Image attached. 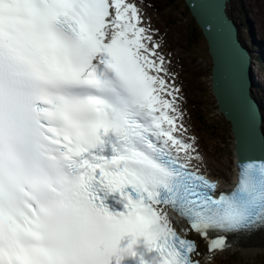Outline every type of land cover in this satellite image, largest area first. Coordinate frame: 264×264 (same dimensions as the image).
<instances>
[{"label": "snow or ice", "instance_id": "snow-or-ice-1", "mask_svg": "<svg viewBox=\"0 0 264 264\" xmlns=\"http://www.w3.org/2000/svg\"><path fill=\"white\" fill-rule=\"evenodd\" d=\"M144 4L0 0V264H212L264 232V135L225 109L238 176L218 191Z\"/></svg>", "mask_w": 264, "mask_h": 264}, {"label": "rangeland", "instance_id": "rangeland-1", "mask_svg": "<svg viewBox=\"0 0 264 264\" xmlns=\"http://www.w3.org/2000/svg\"><path fill=\"white\" fill-rule=\"evenodd\" d=\"M157 1L154 4L147 2L146 7L151 10L152 21H155L156 27L153 28L158 30L156 39L162 40V50L166 58L171 61V71L176 74V82L182 88L183 108L186 113L184 123L189 129L188 135H194L197 138L199 151L203 156V163L200 166L208 176L218 178L222 183L229 179L231 181L233 137L229 123L224 118V121L219 123L218 118L221 119V117L211 110L208 120L205 118L206 114L203 116L205 126L213 127L218 124L220 125L219 130L215 131L214 135H210L204 131L201 125V113L205 109L216 107L213 105L214 99L210 89V59L202 57L208 52L205 41L202 37L197 41L195 47L190 42L187 31L194 23L183 0L177 1V5L170 1L168 3H164L163 0ZM170 3L171 5H169ZM247 11L249 18L253 21L252 25L249 22L252 33H250L248 25L247 27L245 25L248 18ZM253 12L258 17L253 15ZM228 14L236 23L238 22L243 40L248 45L254 41H264V0H232L228 5ZM259 66L260 64L254 74L257 80L255 88L257 96L261 101L263 100L260 105L264 107V83L262 82L264 70ZM237 253L240 256H230L229 259L217 258L212 264H264V248L253 251L241 249L239 252H235V254Z\"/></svg>", "mask_w": 264, "mask_h": 264}, {"label": "water", "instance_id": "water-1", "mask_svg": "<svg viewBox=\"0 0 264 264\" xmlns=\"http://www.w3.org/2000/svg\"><path fill=\"white\" fill-rule=\"evenodd\" d=\"M230 0H191L192 4L198 5L202 10L200 20L193 16L189 0H184L189 12L204 35L208 52L213 61L212 67V91L219 107L223 113L227 108L235 119L243 126L246 123L247 113L250 110L254 117L256 131L264 135L256 100L251 97V70L249 56L238 42V26L228 14V3ZM225 116V115H224ZM231 124L233 135L232 149L238 160L236 147L235 126L226 116ZM254 157L264 158V152L255 151L246 153Z\"/></svg>", "mask_w": 264, "mask_h": 264}, {"label": "bare ground", "instance_id": "bare-ground-1", "mask_svg": "<svg viewBox=\"0 0 264 264\" xmlns=\"http://www.w3.org/2000/svg\"><path fill=\"white\" fill-rule=\"evenodd\" d=\"M231 1L232 0L229 1L228 5L231 3ZM239 33L242 34L241 31H239ZM209 80H210V89L212 91L210 75H209ZM234 178H235V176H234ZM229 180H227V182L225 181L224 183H222L220 181L221 186L224 187V186H227L229 184L232 185V183H230ZM175 226H177V225H175ZM231 242L233 243L234 246L225 252L218 253L214 257V260L217 258H221V259L222 258H228L229 256L232 255V253L237 252L241 249H245L247 251H253L256 249H258V250L263 249L264 248V232H258V233H255V234H252L249 236H236V238L234 240H232ZM198 244H199V250L201 251V253H206L207 247H206L205 241L203 239L199 240Z\"/></svg>", "mask_w": 264, "mask_h": 264}, {"label": "trees", "instance_id": "trees-1", "mask_svg": "<svg viewBox=\"0 0 264 264\" xmlns=\"http://www.w3.org/2000/svg\"><path fill=\"white\" fill-rule=\"evenodd\" d=\"M168 1H170V2H173V4H175V5H177L178 4V2L177 1H179V0H168ZM184 1V0H183ZM170 5H171V3H170ZM188 11V10H187ZM190 15V14H189ZM193 20V19H192ZM193 23H194V21H193ZM193 28V29H192ZM188 32V34H189V36H190V42L193 44V45H196L197 44V41L198 40H200V39H202V35H201V33H200V31H199V28L196 26V25H193V26H191L190 28H189V31H187ZM188 42V41H187ZM205 52V51H204ZM205 57H207V56H205ZM259 59H260V57H258ZM202 93V95H204L203 94V92H201ZM204 98H206V97H204ZM204 101H207V100H204ZM214 105V104H213ZM206 106V105H205ZM204 106V107H205ZM213 109H216V107L215 108H212V109H205L204 111H203V113H201V125H202V127H203V129L205 130V132L206 133H209L210 135H214L215 134V131H217V130H219V126L220 125H218V124H216V125H213V127H206L205 126V123H204V119H203V116H204V114H206L205 115V118H207V120H208V115H209V113L211 112V110H213ZM210 121V120H209ZM218 121H219V123H220V120H219V118H218ZM224 121V120H223ZM222 121V122H223Z\"/></svg>", "mask_w": 264, "mask_h": 264}]
</instances>
